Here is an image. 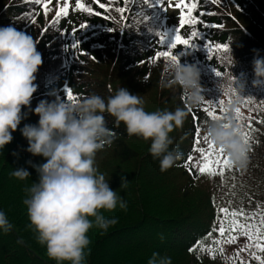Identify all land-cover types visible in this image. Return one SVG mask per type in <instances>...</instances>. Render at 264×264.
Here are the masks:
<instances>
[{
  "label": "clouds",
  "instance_id": "1",
  "mask_svg": "<svg viewBox=\"0 0 264 264\" xmlns=\"http://www.w3.org/2000/svg\"><path fill=\"white\" fill-rule=\"evenodd\" d=\"M38 43L33 35L12 24L0 26V150L13 140V132L29 111L38 115L37 123H25L19 128L28 141L26 150L45 158L40 164L28 161L39 175L37 182L24 188L29 227L56 264H86L89 230L95 226L106 232L118 219L104 212L117 207L127 211L128 207L96 166L97 152L114 138L106 115L113 117L117 126L122 123L128 136L150 141L148 151L163 172L183 156L171 134L183 128L188 110L177 105L174 109L148 111L141 95L130 93L122 85L107 97L92 92L74 101L49 93L55 98L40 99L33 108L37 73L43 62ZM236 62L231 54L230 65ZM252 64L253 85L264 87V57L256 56ZM163 70L166 76L160 82L162 87L178 85L186 93L188 105L202 103L200 71L195 65L168 60ZM221 89L231 94L228 111L223 120H206L203 130L225 150L234 165L245 168L251 148L242 135V122L236 118V109L244 101L245 82L231 72ZM10 175L21 181L31 177L24 167L12 169ZM121 180L122 189L128 181L124 177ZM12 229L7 214L0 210V231L8 233ZM147 264H171V257L153 252Z\"/></svg>",
  "mask_w": 264,
  "mask_h": 264
},
{
  "label": "trees",
  "instance_id": "2",
  "mask_svg": "<svg viewBox=\"0 0 264 264\" xmlns=\"http://www.w3.org/2000/svg\"><path fill=\"white\" fill-rule=\"evenodd\" d=\"M10 2L2 6L6 7L9 5V8L6 10V15L4 14L5 10L0 15V26L12 24L17 29L28 33L29 26L25 27L23 23L17 24L16 20L23 13L19 7L23 9L22 6L25 4L16 1L12 2V0ZM230 2L234 3L235 8L237 7L241 11H239L240 13H236L237 18L235 21L227 14L214 13L211 15L205 13L200 15L199 22L201 33L208 44L226 43L229 45L228 51L215 52L211 57L201 54V52H198L197 55L195 52H189L184 57L186 60L182 64H191L197 67L196 63H199L209 66L215 72L219 71L222 74L221 76H207L205 72H200V80L204 81L203 87L205 89L203 92L212 91L213 86L219 88L222 92L221 85L224 83V78L231 72L239 81L245 82V89L242 94L244 95V100L251 98V102L247 106L243 103L240 108L245 116L244 123L246 125L251 124L252 129L251 142L249 144L251 151L247 167L240 168L234 165L231 168L225 169L223 175L219 173L215 175L212 173L200 175L198 173V175H195L194 178H196L197 185L207 187V193H205L206 201L203 206L196 211V214L192 218L186 216L182 220L179 219L180 217H172L167 220L159 218L164 222L159 223L160 227L156 231L151 222L157 223L154 219L158 218L147 215L150 206L156 207L155 204H152L154 202V194H150V187L147 182L146 189L148 195L153 200L145 202L140 197L138 212H136L131 204H128L127 212L132 215L129 219V223H131L130 228L128 227L126 231L115 229L96 239L92 244L90 243L88 246L90 251L86 257V264H147V260L153 252L185 259L189 264H227L222 260L223 254L219 251V245H213L216 249L215 255L211 251L204 250L203 247L205 244H211L212 240L220 239L219 234L214 230L219 207H229L230 209L243 208L250 213L259 212L264 208V87H256L252 83L254 79L252 61L256 56L264 57V20L257 17L253 13L254 11L247 10V0H230ZM119 3V7H122V2ZM201 3L206 6L208 5L203 1ZM202 4L201 7H203ZM28 11L30 10L28 9ZM150 13V11H147L145 15L140 17L135 16L133 19L131 18L130 22H139L149 16ZM238 15L240 16L238 17ZM250 16L253 20L249 18ZM119 18L120 20L117 23L110 20L104 21L99 18L86 19L95 24V30L77 34L78 36L81 35L82 40H79V44L82 45L80 50L84 53H79V56L80 58H83L84 55L87 57L84 61H78V64H84L89 60H97L94 51H97L100 46L104 47L111 41L116 42L119 39H122L123 49L136 48L132 51H137L138 37L133 40V37L129 33H121L123 31L121 30L122 22L120 16ZM240 19L243 20V24ZM98 28L100 29L98 30ZM82 33H85V35L83 36ZM47 34L45 39L37 45L43 62L37 73L36 83L38 88L33 94L34 100L38 98L54 99L53 97L43 96L52 91L60 94L56 85L54 87L52 86L53 84L47 85L51 82L53 75V72L47 66L55 58V50L61 51V42L58 37L57 40H54V46L49 47L48 45L52 37L54 39L55 33H53V36L51 33ZM234 37L236 39L232 42ZM147 39L146 43H149L152 37H147ZM231 54L237 61L232 66L229 63ZM146 55L145 50L141 49L132 57L129 52L125 51L122 67L135 70L138 74H148L151 69H149ZM194 58L196 63L193 60ZM156 60V58L153 59V62ZM75 71L77 72L75 73ZM79 73L80 68L74 66L68 79V86L77 98L92 93L85 79L78 76ZM44 85L46 86L44 87ZM177 86L175 90L178 92V103L181 102L191 112L193 111L192 114L196 115V122L201 129L204 121H206L205 117L209 118L204 110L206 106L188 105L186 93ZM64 99H66V95ZM223 99L227 101L228 97L224 96ZM219 112L217 111V113ZM248 117H251V119L248 120ZM106 119L108 127L114 131V138L104 148H114V154L122 161L136 159L137 151L130 143L132 141L145 140L134 135L128 136L124 125L121 123L117 126L113 117L106 115ZM176 145L174 144V146ZM182 145H177L176 147L183 153V156L171 168L181 170L187 174L183 165L185 166L186 164L189 152H186ZM28 156L29 153L22 152L20 148L19 150L14 149V151L12 150L10 153H4L0 156V210H3L7 214L13 224V229L10 232L4 233L0 231V264H56V261L47 255L46 248L36 240L34 230L29 227L27 208L23 203L27 195L24 191V186L27 185L17 181V178L10 175L12 169H18L19 163ZM152 161L154 165L151 166L150 173H147L152 175L153 178H149L147 181H159V179H156L162 174L159 162L153 157ZM188 186L192 190L194 189L191 185L188 184ZM209 232H213L212 237L208 236ZM161 234H163V239H161ZM197 241L201 242V248L190 251V248H195ZM234 263L238 264V262ZM252 263L260 264L258 260Z\"/></svg>",
  "mask_w": 264,
  "mask_h": 264
},
{
  "label": "rangeland",
  "instance_id": "3",
  "mask_svg": "<svg viewBox=\"0 0 264 264\" xmlns=\"http://www.w3.org/2000/svg\"><path fill=\"white\" fill-rule=\"evenodd\" d=\"M10 1L11 0H0V10L2 9V11H0V15L3 14V10H7L9 8V5L6 7L2 6H4L5 3H9ZM198 1L199 0H197L196 3H198ZM206 1L210 10L215 13L224 15L227 14L228 16H231L232 20L234 21L237 18L236 13L240 11L237 7L235 8L233 5L234 3H231L230 0ZM106 2H109L111 8L102 9L104 12L103 14L108 12V20L114 23H117L120 20V16L123 25V21L125 22V19L122 18V13L116 10L119 8V3L112 0H106ZM177 2L178 0H170L169 5L171 7H168L167 9L168 14H175L177 12V8L175 7ZM69 5H71V3ZM246 6L248 11H254L253 13L257 17H259L261 20H264V0H247ZM69 8H71V6ZM49 9V12L46 14L47 17L49 15H54L57 11L55 6H49ZM6 10L4 12L5 15ZM95 10L100 12L99 9ZM239 16L240 15H238V17ZM249 18L252 19L251 16ZM168 21L167 23L164 22V25L161 28V35L166 36L164 41L165 44L171 43L174 37V33L168 25ZM241 23L243 24V20ZM81 25H84L82 22L79 24V27L83 29L84 27H81ZM46 27L47 25L44 26V28ZM163 27L166 30H163ZM44 28L31 26L28 30V34L33 35L40 43L41 40L39 39L44 34ZM123 48L124 46L121 41H111L106 46L99 47L97 51H94L95 55L97 56V60H89L84 64H78V61H84L87 57H85V55L83 58H80V56L75 57V65L77 64V67L80 68V73L78 76L85 79L86 84H88V88L91 92H95L101 96L107 97L108 95L112 94L111 90H115L122 85L127 87L130 93L141 95L142 99L144 100V107L148 111L165 108L174 109L177 105L184 106L181 102L178 103V92L175 90L176 86L162 87L160 83L165 79L166 74L163 70V65L168 60H170L169 58L162 57L153 63H149V69L151 70L148 74L144 73V75H142L141 73H136L135 70L122 67V64L124 63L123 56H125V51L129 52L130 56H133L134 54L132 50L136 49L132 48L125 50ZM197 66L200 72H202L204 69H207V67H203L200 64ZM202 82L203 80H200L201 89L203 88ZM40 99L41 98L33 100L31 102V106L34 108ZM23 110L28 111L27 108ZM38 119L39 117L37 114L29 111L27 117L21 121L20 126H18L17 130L13 132V140L6 144L2 150H0V156L4 153L8 154L12 150L14 151V149L19 150V148L22 152L29 153V156L19 163L18 168H27L31 173V177L23 181L17 179V181L24 183L27 186L31 185L32 181L37 182L39 179L36 169L31 164H29L28 161H32L33 164H40L45 162V158L42 156L32 155L26 150L28 147V141L25 137H23L19 128L23 127L25 123H37ZM193 121L194 120L188 110V117L185 120L183 128L177 129L171 134L174 137L175 144L178 146L183 144L182 147L185 148L186 143L190 142L193 132ZM204 135L205 134L202 133L200 136L201 146H206L203 143ZM130 145L137 151V158L133 160H120L114 154V148H103L97 152L96 166L98 167V170L105 175V178L109 180L110 187L113 190H117L118 194L127 201V204H131L136 212H138L140 197L143 198V201L145 202H150L153 200L148 195L146 189V183L148 182L150 194H154V202H152V204H155L157 209L156 207L150 206L147 215L158 218L154 219L157 223L151 222V225L154 227L155 231L160 227L159 223L164 222L163 220H167L172 217H180L179 219L181 220L184 219L185 216L188 218L194 217L196 211H198L206 201L205 193H207V187H202L199 184L197 185L190 179L188 174H185L181 170L174 168L163 172L160 171L162 173L161 176L156 178L159 179V181H147L149 178H153V176L147 172L150 173L151 166L154 165L152 161V155L148 151L150 141H132ZM9 149L11 150L8 151ZM195 160H200L199 153L197 154ZM121 177L126 178L128 181L126 187L122 189ZM188 184L194 187V189L192 190ZM25 187L26 186H24V188ZM104 215L108 217H116L118 222L115 225L110 226L106 232L93 226L88 232L91 244L93 241L101 238L110 231L115 229L126 231V229L128 227L130 228L131 226V223H129V219L132 216L131 213H128L119 207L110 212L105 211ZM249 243L250 242L246 237L239 235L235 243L223 242L219 244V247L224 249L222 253V260L227 264H235L234 262H238V264H253L252 262H255L256 259L251 255V253L253 251H255L258 255L261 253L258 249L247 247ZM113 251L115 250L113 249ZM169 257H171V264H189L185 259H179L173 256ZM253 259L255 260L252 261Z\"/></svg>",
  "mask_w": 264,
  "mask_h": 264
},
{
  "label": "snow or ice",
  "instance_id": "4",
  "mask_svg": "<svg viewBox=\"0 0 264 264\" xmlns=\"http://www.w3.org/2000/svg\"><path fill=\"white\" fill-rule=\"evenodd\" d=\"M38 5L43 6V10L45 14L49 12V4L51 0H35ZM99 7L101 9H110L111 5L106 2V0H96ZM164 0H160V3L163 4ZM124 4H127V0H123ZM76 7L78 9H83L88 12H92L93 9L91 7L86 6V4L82 3L81 0H75ZM196 0H178L175 4L177 9H180L179 16V25L180 28L175 31L172 42L169 44V49H174L177 45H190V39L185 38L181 34V29L189 24H196V17L192 14L193 10L197 8ZM69 2L68 0H64V3L61 7H59L58 11H56L55 16L59 18L61 16H67L69 14ZM120 13H126V7H119L116 9ZM99 14V13H96ZM84 27V25H81ZM111 30V29H110ZM75 31V30H74ZM196 33L193 32L192 36L195 37ZM166 39L165 35L160 36V41L163 43ZM72 48H77L79 46V41L73 43ZM194 45H192L193 47ZM229 49V45L226 43H215L209 44L208 50L210 53L213 52H227ZM169 58L170 60L179 62V59L176 55L172 53V51H157L155 53V58ZM218 76L222 74L219 71H216ZM234 91V90H233ZM224 96L228 97V100L220 99L215 102L214 105H209L204 110L207 115L213 120H223L224 115L228 109L226 107L227 103L231 100V94L229 91H225L223 93ZM66 99L70 101H74L77 97L74 96L72 90L67 89ZM251 98L248 100H244L243 103L247 106L250 104ZM217 106L220 108V113L218 114L216 111ZM236 118L242 122V135L247 144L251 142V124H245V116L241 110V108L236 109ZM248 120L251 117L247 118ZM247 128V130H245ZM203 143L206 146H201V137H200V128H196L195 132V140H194V151L200 154V160H194L193 156L189 155L187 157V161L191 162L192 165H195V168L198 169L200 173H212L215 175L219 173L223 175L225 169L231 168L234 166L230 157L225 153V150L222 147H218L214 141H212L207 134L203 137ZM193 167H189V171H193ZM214 230L219 234L218 240H212L211 244H205L204 250L211 251L213 255H215L216 249L213 245H219L223 242L235 243L237 237L242 235L248 239L250 242L247 247H251L254 249H258L261 253L258 255L255 251L251 253L252 256L255 257L256 260L260 262V264H264V208L259 212H248L243 208H229V207H219L218 215L216 217V224L214 226ZM209 237L213 236V232L208 233ZM201 248V242L197 241L195 248H190V251L198 250ZM221 253H223L224 249L221 247L219 249Z\"/></svg>",
  "mask_w": 264,
  "mask_h": 264
}]
</instances>
